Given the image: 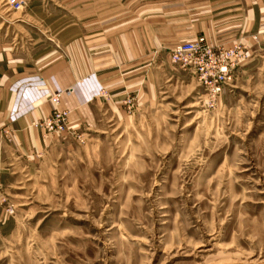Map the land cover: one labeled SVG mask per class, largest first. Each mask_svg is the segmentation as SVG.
<instances>
[{
  "label": "rangeland",
  "instance_id": "rangeland-1",
  "mask_svg": "<svg viewBox=\"0 0 264 264\" xmlns=\"http://www.w3.org/2000/svg\"><path fill=\"white\" fill-rule=\"evenodd\" d=\"M19 1L0 0V66L134 50L157 66L150 92L108 95L88 129L43 132L45 151L5 178L0 264H264L260 36L232 44L245 57L213 102L170 59L243 0Z\"/></svg>",
  "mask_w": 264,
  "mask_h": 264
},
{
  "label": "crops",
  "instance_id": "crops-1",
  "mask_svg": "<svg viewBox=\"0 0 264 264\" xmlns=\"http://www.w3.org/2000/svg\"><path fill=\"white\" fill-rule=\"evenodd\" d=\"M220 14L225 17L223 22H229L226 26L219 30L198 28L211 45L230 48L242 41L239 35L248 30L260 36L259 48H264V0H243ZM245 39V43L250 42L249 36ZM259 48L252 43L250 49L257 53ZM127 57L118 56L113 65L105 62L104 54H91L83 63L70 55L67 60L59 57L39 68L0 66V186L17 173L29 154L37 156L48 147L44 133L34 125L50 115L51 94H61L60 106L69 111L71 132H75L95 125L97 107L108 103V95L116 100L126 89L139 92L142 85L150 92L156 56L149 52L142 61L140 51L134 50Z\"/></svg>",
  "mask_w": 264,
  "mask_h": 264
},
{
  "label": "built area",
  "instance_id": "built-area-1",
  "mask_svg": "<svg viewBox=\"0 0 264 264\" xmlns=\"http://www.w3.org/2000/svg\"><path fill=\"white\" fill-rule=\"evenodd\" d=\"M18 11L22 9L19 0H8ZM245 54L238 47L222 48L212 46L204 36L176 44L170 52L171 62L191 72L213 102L228 86L233 69L243 61ZM60 93L51 94L50 115L34 126L47 135L63 136L71 133L69 111L60 106Z\"/></svg>",
  "mask_w": 264,
  "mask_h": 264
}]
</instances>
